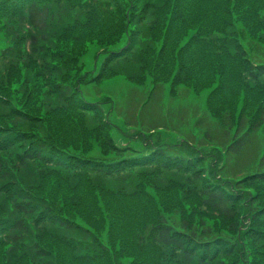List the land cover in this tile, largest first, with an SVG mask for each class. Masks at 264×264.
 Returning a JSON list of instances; mask_svg holds the SVG:
<instances>
[{
    "label": "trees",
    "instance_id": "16d2710c",
    "mask_svg": "<svg viewBox=\"0 0 264 264\" xmlns=\"http://www.w3.org/2000/svg\"><path fill=\"white\" fill-rule=\"evenodd\" d=\"M7 24L18 30L13 59L23 54L0 70V264H264L253 225L264 218V146L252 138L264 134V61L247 41L264 43V0H0ZM94 43L105 55L96 74L82 62ZM118 74L151 77L143 105L169 82L173 93L211 89L217 109L239 100L221 135L195 123L206 148L236 158L232 173L189 136L182 148L153 142L156 123L125 124L144 149L116 143L110 102L83 86ZM171 175L187 179L184 211Z\"/></svg>",
    "mask_w": 264,
    "mask_h": 264
},
{
    "label": "rangeland",
    "instance_id": "374dc122",
    "mask_svg": "<svg viewBox=\"0 0 264 264\" xmlns=\"http://www.w3.org/2000/svg\"><path fill=\"white\" fill-rule=\"evenodd\" d=\"M248 33L247 41L250 45L252 44V48L255 49L254 54L260 61H264V43L255 42L257 41V36L250 32ZM17 35L18 30L11 24L5 25L3 30L0 29V50L5 49L10 52V57L7 58V60L3 62L0 61V70L4 69L8 62L17 61L18 59H15L23 54V52L18 53L16 58L13 59L17 50L15 49ZM243 45L246 47V43L243 42ZM98 47L96 43L90 45L88 51H86V54L82 57V62L85 63V69L92 74H96L97 71L100 70L105 58V55L100 53L101 50H98ZM23 70L24 68L21 71ZM216 85L217 84H215V86ZM83 87L87 96L92 98V100L101 99L105 102H110V104L104 106V110L106 112L110 110L107 118L113 124L111 134L116 140V143L120 146L130 145L140 150L144 149L146 146L144 140L138 136V130L126 128V122L132 124L136 123L138 119V122H142L143 120L145 125L149 123L155 126L156 123L165 128L159 130L155 135H151L152 138H150V140L153 142L156 143V140H159L162 143L175 144L177 148H182L183 136H189V138L196 142V148L201 149L202 147L204 149L203 154L205 156H225L227 158L226 164L228 170L222 174L230 175L232 173L230 169L234 167V160H236V158L226 155L225 150L215 149V151L211 148H206L208 143L205 138L203 139V127L195 123L199 118H203L213 131L221 135L224 128L221 121L222 116H224L225 113H230L234 119H236L237 113L242 107L239 100L238 103H231V101L226 100V102L222 104L221 109H217L218 105L212 106V102L209 101L211 89L207 88L196 93L194 90L186 89L183 85H175L176 91L173 93V87L171 88L169 82L162 85V87L160 86L155 92L153 99L143 105L152 87L151 77H147L144 81L136 82L128 80L124 75L120 74L104 79L100 84H93L91 82ZM113 106L114 109L112 110ZM136 125L138 126L140 124ZM252 138L256 148H262L264 146L263 132H257ZM254 154L255 152L253 153L247 150L241 157V163ZM208 162H211V160L209 159ZM254 166L253 161H251L248 166H242V169L249 170ZM243 170L240 169L238 171L240 172ZM152 173L155 174V172ZM169 175L170 173L161 172L158 175L155 174L152 176V180L157 186H164ZM184 177L185 175L175 177L171 175L172 184H169L171 186L172 198L176 199L182 206V211L186 209L184 206L186 191L178 186V181H183L188 185L187 179ZM253 186L256 188L257 185L255 184ZM192 194L193 193L188 194L187 196L193 200L194 196H192ZM164 196L171 198L169 190L164 193ZM180 209L181 208H178L176 212L178 213ZM206 217L201 215L200 218L196 219L194 215L196 220L206 219ZM253 225L264 230V218L255 221ZM225 226L226 224L224 223H217L219 230H222ZM242 228L243 226L241 229ZM105 235L106 232L103 234L102 238H105ZM245 241L248 244L251 243L249 238Z\"/></svg>",
    "mask_w": 264,
    "mask_h": 264
}]
</instances>
